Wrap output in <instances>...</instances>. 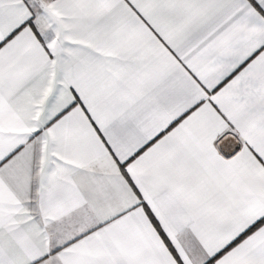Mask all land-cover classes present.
I'll return each instance as SVG.
<instances>
[{"label": "snow or ice", "instance_id": "6c2138e0", "mask_svg": "<svg viewBox=\"0 0 264 264\" xmlns=\"http://www.w3.org/2000/svg\"><path fill=\"white\" fill-rule=\"evenodd\" d=\"M0 264H264V0H0Z\"/></svg>", "mask_w": 264, "mask_h": 264}]
</instances>
